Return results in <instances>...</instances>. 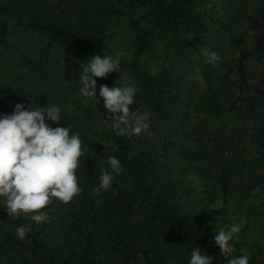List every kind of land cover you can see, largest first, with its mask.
Listing matches in <instances>:
<instances>
[{"label": "trees", "instance_id": "trees-1", "mask_svg": "<svg viewBox=\"0 0 264 264\" xmlns=\"http://www.w3.org/2000/svg\"><path fill=\"white\" fill-rule=\"evenodd\" d=\"M21 31L42 44L10 64L18 66L0 82V114H11L18 102L58 105L62 121L48 123L80 134L83 191L68 204L52 198L39 225L0 208V264H188L196 248L212 264H228L212 241L231 227L229 205L255 217L234 234L233 255L264 264V0H0V68H8L4 52L16 48ZM111 53L120 57L119 71L96 78L97 96L101 84L134 85L131 108L148 114L150 124L139 137L115 134L103 98L97 111L75 95L92 56ZM149 58H162L153 71ZM256 64L259 83L249 73ZM195 71L204 83L198 100L208 108L197 118L204 132L188 113ZM227 84L235 95L229 117L243 101L256 109L252 156L243 154L242 130L224 129L230 121L221 118L222 103L214 104ZM225 143L234 157L222 155ZM109 156L122 172L97 193L101 170L111 171ZM217 200L219 212L207 205ZM21 225L31 229L23 239Z\"/></svg>", "mask_w": 264, "mask_h": 264}, {"label": "clouds", "instance_id": "clouds-1", "mask_svg": "<svg viewBox=\"0 0 264 264\" xmlns=\"http://www.w3.org/2000/svg\"><path fill=\"white\" fill-rule=\"evenodd\" d=\"M214 59H217L215 55ZM120 57L94 55L80 72V96L103 107L107 118L112 121V130L120 137H139L150 128L149 115L139 114L131 106L137 89L134 85L109 87L99 85L97 79L107 78L108 74L119 71ZM2 98V97H0ZM18 102L11 114H0V207L13 218L22 214L39 225L48 220L46 212L41 211L58 198L68 204L83 189L78 185L77 169L82 149L79 133L70 135L69 127H52L48 123L62 121L61 109L56 104L44 107L31 106ZM111 171L101 170L100 183L94 189L97 193L108 190L114 175L122 172V165L116 156L107 157ZM31 229L27 225L17 227L20 239L25 238ZM238 226L221 228L213 237L220 254L228 259V264H249L247 254L234 256L232 241ZM213 257L202 254L199 248L193 249L188 264H212Z\"/></svg>", "mask_w": 264, "mask_h": 264}, {"label": "rangeland", "instance_id": "rangeland-1", "mask_svg": "<svg viewBox=\"0 0 264 264\" xmlns=\"http://www.w3.org/2000/svg\"><path fill=\"white\" fill-rule=\"evenodd\" d=\"M249 6V5H248ZM247 6V7H248ZM246 7V8H247ZM250 8V7H249ZM19 37L18 38H22V39H19V43L15 49L9 51V52H4V55L5 57L3 58V62L4 64H8V68H0V82H3V80H6L7 77L11 74L14 73V70L17 69V66L15 67H12L10 66V64L12 63H16L18 64L21 59V55L22 54H25V55H31L34 53V49L39 47L40 44H42V40L40 41L38 36L37 35H34V34H31V35H26L25 33H23L22 31L19 32ZM12 36V35H11ZM11 36L9 35V37L11 38ZM111 51H114V48L111 46ZM109 55H114L113 53L109 54ZM122 55V53H121ZM162 58H158V59H146V64L149 66L150 70L153 71L156 69V67H158V65H160V60ZM2 62V61H1ZM254 63V62H253ZM61 65V63H59ZM62 65H66L65 62L62 63ZM3 66V65H2ZM259 64H256L253 68V71H250V75H251V82H256V83H259V77H256V73L258 72L259 68H258ZM16 72V71H15ZM20 72V71H18ZM127 77H125L126 79ZM191 78H192V89H191V93H190V99H191V105L188 109V113H189V117H190V120L193 122L192 124L194 125H199L198 126V130L200 132H204L205 130H207V126L205 124H201L200 121H198V119H201V116H206L207 113L205 112V110H207L208 108H206V106L201 105V103L199 102L198 98L201 97L202 95V92H203V89H204V83L200 77V74L198 71H195L192 75H191ZM128 79V78H127ZM234 80V77L230 76L228 78V82ZM230 84H227L224 88L227 90L225 91H220L218 93V98L215 100L214 104H216V106H219L220 103H222L219 107L221 108V118L222 120H226V119H229V124L227 127H225L224 129H233V128H236L238 130H242V134L243 135V143L242 145L244 146V151H243V154L244 156H252L255 152H256V146L251 143L250 141V134H251V125H252V122H253V118H254V113L256 112V109L254 110H250L249 108V105H247L245 103V101L243 102H240L239 103V109H237L236 113L232 116L229 117V113L227 112V106L231 103V100L233 99V97L235 96L234 94L233 95H229V90H228V87H229ZM231 87V85H230ZM75 95L77 97H81L80 96V90H76L75 91ZM76 97V98H77ZM83 98V97H82ZM86 98H83V101H85ZM93 107L96 108L97 111H99V109L97 108V105L95 103H93L92 101H89ZM195 104L201 106V110L200 108H198L201 112L198 111V109H196L194 106ZM187 110V107L184 108L183 111H186ZM202 113V114H201ZM104 113H100V118L103 122V117H104ZM179 118L181 117L178 116ZM198 118V119H197ZM235 129V130H236ZM239 136V135H238ZM227 145L226 148H223V154L227 155V157H234L233 155V152H234V148H231V147H228L230 145V143H225ZM226 152H229V153H226ZM234 160V158L232 159ZM257 190H253L251 191V196L249 197V206L251 202H254L256 201V197L255 194H256ZM218 201L217 200V205H215L214 203H210L208 202V207L215 210V212H219V204H218ZM248 206V207H249ZM244 209V207H232L231 205H229L227 207V218L232 225H236L238 226V228L240 229L246 218H252L255 219L254 216L250 215L249 214V209H246V213L243 212L242 210ZM245 210V209H244Z\"/></svg>", "mask_w": 264, "mask_h": 264}]
</instances>
